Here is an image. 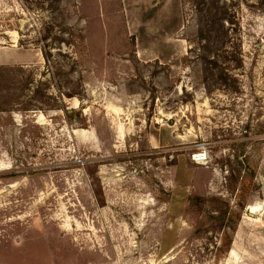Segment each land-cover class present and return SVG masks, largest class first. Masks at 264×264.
Listing matches in <instances>:
<instances>
[{"label":"rangeland","instance_id":"obj_1","mask_svg":"<svg viewBox=\"0 0 264 264\" xmlns=\"http://www.w3.org/2000/svg\"><path fill=\"white\" fill-rule=\"evenodd\" d=\"M0 264H264V0H0Z\"/></svg>","mask_w":264,"mask_h":264},{"label":"bare ground","instance_id":"obj_2","mask_svg":"<svg viewBox=\"0 0 264 264\" xmlns=\"http://www.w3.org/2000/svg\"><path fill=\"white\" fill-rule=\"evenodd\" d=\"M252 207V211L256 212L257 211V207H255V205L251 206Z\"/></svg>","mask_w":264,"mask_h":264},{"label":"built area","instance_id":"obj_3","mask_svg":"<svg viewBox=\"0 0 264 264\" xmlns=\"http://www.w3.org/2000/svg\"><path fill=\"white\" fill-rule=\"evenodd\" d=\"M203 159V158H202Z\"/></svg>","mask_w":264,"mask_h":264}]
</instances>
